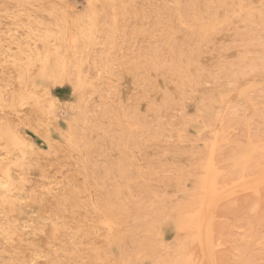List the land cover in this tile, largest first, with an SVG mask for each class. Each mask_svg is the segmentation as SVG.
<instances>
[{"label":"rangeland","instance_id":"374dc122","mask_svg":"<svg viewBox=\"0 0 264 264\" xmlns=\"http://www.w3.org/2000/svg\"><path fill=\"white\" fill-rule=\"evenodd\" d=\"M239 8L242 13H240ZM220 24L221 26L218 28L217 25ZM213 25H215V27ZM241 25L243 27H241ZM263 26L264 0H215V2L214 0H94V2L92 0H0V131L2 130L1 132H3L5 130L2 134L4 135V139H2V135L0 136L2 139L0 140V143L2 144L0 147H3L1 149H4V151L1 149L0 150L2 156H5L3 158L0 155V165L3 167L0 168V183L3 185L5 184L4 186L2 185L0 187V264H196L197 261V264H236L237 262V264H241L240 260H242L244 264H264V226H262L264 225V174H262L264 173V163L262 164V162H264V150L262 151V149H264V138L262 136L264 135L261 134L264 131V128L263 126H260L264 125V112H262L264 111V100H262L264 99V92H262V90L264 91V89H262L264 88V60L262 59L264 58ZM188 28H190V30ZM242 33H244V36H242ZM152 35L158 39L153 38ZM246 36L248 37L246 38ZM150 37H152L153 40ZM197 38H199V40ZM164 40L168 41L164 43ZM159 41L162 43H158ZM169 41L170 44L168 43ZM154 42L158 43L156 46L158 45L157 51L160 53L156 52V46H154ZM163 43L165 44L164 46ZM160 46L162 47V50ZM258 46L260 47L258 48ZM151 48H153L155 52L153 50L150 52ZM164 48L167 49V53ZM203 48H206L205 52ZM169 49L172 51L170 54L176 53L172 54V56L169 55ZM161 51H163L164 54H167L168 56L163 55V52ZM228 51L230 52L231 57L229 56ZM182 52L184 54H182ZM227 52L228 55H226ZM233 52L235 54L234 60H232ZM149 53L151 55L153 54L152 57ZM176 54H181V56ZM190 54L191 57L194 56V60H196L198 63L192 62L194 60L190 57ZM198 55L199 57H197ZM159 56H166L165 58H170V61H166L167 59L165 58L162 61V59H159ZM237 56L240 57L238 58ZM60 57L62 58V61ZM226 57L229 61L226 60ZM246 57L248 58V64H244L246 62ZM148 58H151L150 61L153 59L152 61L157 65V67L161 66L159 63L160 61H162V67L168 63V66L164 67L166 69H169L171 64L172 67L170 69L174 70V68L176 69L177 67V70H172L173 72L171 71L173 77L171 76V72L168 74V78L164 74H161V71L165 69L162 67H160L161 69L159 67V69L156 68V65H154L152 61L150 67L154 68V70L151 68L152 71L150 74V71H148V63H150ZM156 58L158 61L154 62L156 61ZM187 58L188 61L190 59L191 61H186ZM181 60L187 62L188 64L191 62L192 65L190 64L187 66L188 64ZM209 60H211V63ZM248 60H250L252 63ZM221 61H224L225 65L223 62L222 65L227 68H225L226 70L223 68L224 72L221 69L223 66H220ZM230 61H233V64H231ZM236 61H238V65L235 63ZM259 61H261V63ZM207 62L208 65L205 64ZM180 63H183V66L186 64L184 66L186 69L184 67H180L182 66ZM226 63L228 67L226 66ZM240 63H242L243 66H241L242 64ZM234 64L236 65L234 66ZM215 66H218L217 68L221 69V71L216 69ZM237 66L238 68H235ZM213 67L218 70L219 73L223 72L221 75L218 73V76H222L220 78L224 81H220V78L217 76V71ZM239 67H241V69L237 73L239 74L241 72L240 77L238 74L232 73L236 71L235 69L238 71ZM244 67L248 69V72L245 71ZM178 68L183 69H180L181 72L188 70L187 72L189 73L190 71L189 75L186 71L185 72L187 74L185 72H183L184 74L180 72L178 75L177 72L180 71ZM195 68L203 76L196 72ZM202 68L206 69L204 70V74L202 73L204 72ZM207 68H210L209 71ZM228 68L230 71H227L229 70ZM251 68L254 70L251 71ZM158 71L159 75L152 73ZM166 71L168 73V70H165L163 73L167 74ZM212 71L215 73L213 74ZM26 72L29 77L26 76ZM192 72H194L192 77L197 76V79L195 77H191ZM225 72L228 74H225L226 81L224 78ZM242 72L245 76H243ZM251 72L253 73L251 74ZM174 73H176V77ZM206 73H210V75L207 74L208 77H206ZM194 74H199V76ZM230 74H232L233 77H239L238 82H236V78L234 79L236 80L235 82L238 86H236L234 81L230 82L233 80V78H230ZM250 74L251 76H248ZM137 75H139V77ZM177 75L180 79L177 77ZM77 76L78 79H81L82 81L76 79ZM146 76L149 78L153 77L152 79L156 77L155 80H153L154 82L152 80L150 81L151 83L153 82L155 84L152 85L149 81H147L150 79H146ZM213 76L215 78V80L213 78L214 81L211 79ZM135 77H141V79H136ZM163 77H166V79ZM184 77H189L191 83L187 79L185 80ZM202 77L205 79L208 78L207 81ZM241 77H246L250 80L245 79V82H242L241 79L243 80L244 78ZM250 77H253L252 80ZM104 78L105 80L108 78V80L105 82V80H103ZM171 78L174 79V82L170 80ZM175 78L179 79H176V82L178 81L179 84H176ZM183 78L186 83H184L182 80ZM143 79H145V82L147 81L150 83V85L154 86L155 89L156 87L158 89H163L162 93L161 90H154L150 85L147 87V82L145 84L142 83L144 82ZM22 80L24 83H21ZM139 80L140 82L142 80V82L137 83ZM167 80L170 82L172 81L174 85L171 83V86H169V81L167 83ZM192 80L194 81V86L196 84L198 86V84L201 83L198 80L204 81H202V83L206 86L202 84V86H204L202 88L200 84L199 87L201 86L202 89L198 87L202 93L198 91L197 86H195V89L191 87L193 86ZM218 80L220 82L219 88L218 86H215L218 85ZM247 80L249 82H247ZM77 81H80V84H78ZM157 81L163 83L165 82L167 85L160 82V84H157ZM180 82H182L184 85L181 84V86H179ZM187 83L191 85V89H184L186 93L190 91L189 95H191L189 99L191 98L192 100H188L189 102L187 101L188 96L186 97V93L184 94V91L179 92L182 86H184L183 88H189L186 87L189 86ZM210 83L216 84L213 87V85H210ZM224 83L233 86L227 85V87L226 85H223ZM81 84L82 88L80 89L79 87ZM139 84L142 85V93L140 91ZM144 85L146 88L150 87L151 90H146ZM158 85L160 86L158 87ZM173 86L176 87L174 88ZM253 86H255L256 89H254L255 87ZM171 87L176 91L175 92L173 89L174 95L170 96L173 99L168 97V95L173 93ZM221 87L223 89H221ZM168 88L171 89V91H169ZM182 89L180 91H182ZM192 90L197 91V93ZM205 90L209 92V95ZM255 90H257L260 94ZM135 91H137V94ZM146 91H151V93H154L151 95V93L149 94V92ZM143 92H145L148 97L147 95L145 97V93ZM191 92H194V94L196 93L194 98L192 96L193 93ZM250 92H256L257 94H255L257 96L254 93L250 94ZM261 92L263 96H261ZM156 93H158V95H156ZM177 93L178 97L176 95ZM180 93L183 94V96H180L181 98L179 97ZM234 93L235 95H231ZM243 93L247 96L245 97ZM242 94L243 96H241ZM135 95H137V97H135ZM139 95H141V97ZM165 95H167L166 98L164 97ZM162 96L165 99L169 98L168 102H166L167 100L165 101ZM230 96L233 100H235V104L233 103V100L230 98ZM142 97L144 100H142ZM149 97L151 98L149 99ZM176 97L180 99H177ZM219 97H221L222 100ZM243 97H245L246 100L250 99L253 101V98L256 97V101H254L255 103L253 101H251V103H248L250 101L246 103L244 102L245 98ZM174 98L179 101L181 100V104L180 102L178 104L175 103L176 100ZM257 98L261 99L262 101ZM20 99L24 100L25 102L21 101ZM204 99H206V101ZM135 100L137 101V104ZM172 100L175 103L174 105ZM227 100L231 103H228ZM19 101H21L20 104ZM133 101L135 105L133 104ZM164 101L165 103L172 104V106H167L168 108L171 106L170 109L172 108L173 111L172 109H167L166 104H163ZM239 101L242 103H239ZM149 102L151 103L149 104ZM220 102L226 103L223 105ZM257 102L259 105L261 104L259 110L256 108L259 106H256V104H258ZM182 103L186 104H183L184 107L186 106L185 108L183 107ZM237 103H239L238 106L242 105L241 109L236 108L238 107L236 106ZM176 104L177 106L183 107V111L180 110L181 108L177 107ZM229 104H232V107L229 106ZM149 105L154 107L156 106V111L159 109V111H157L159 112L157 115L158 117H155L157 112H155V114L153 113L152 116L151 110L154 112L155 109ZM159 105L162 106L159 107ZM226 106L227 108L231 107V109L229 108L230 111H228V109L225 110ZM165 107L166 110L164 109ZM247 107H249V109H247V112H249L248 114L244 112L246 111L245 108ZM133 108L136 111L135 115L137 114L136 118ZM160 108H163V111ZM261 108L263 109L260 110ZM178 109L182 111L180 112L181 117H179L180 115L178 114ZM242 109L244 110L242 111ZM251 109L254 111H251ZM145 110L146 113L147 110L149 114L151 112V117L148 116V113H145ZM218 111H220L218 114L219 116L217 115ZM235 111L237 112V115L240 114L239 116H241L243 113L244 116H241L242 118H237L238 116L236 113L235 115L233 113ZM131 112L133 113V118L131 116ZM174 112L178 113L176 114ZM225 112L228 115H226ZM251 112H253V114ZM139 113L143 115L139 117ZM160 113H162L163 116L160 115ZM172 113H174L176 117L178 115L180 119L177 117L176 120L175 115ZM223 113L228 118H223L225 117ZM260 113L263 114L260 115ZM168 114L170 116L172 114L173 117H168ZM208 114L211 116H207ZM212 114L214 116H212ZM249 114H252V116L250 115V117H248ZM147 116L148 118L150 117V119H146L149 121L146 124V120H143V118H146ZM184 116L186 117V121L182 119ZM199 116L201 118L206 116V119H204L206 122L203 119L201 120ZM260 116L261 118H259ZM152 117L153 120L160 117V120H155L153 122ZM192 117L196 119V123L194 124V119H192ZM247 117L252 119H250V122L253 121V117L254 120L256 119V123L254 121L252 122L254 125H256L253 127V130L255 131L257 127V131L263 128L262 131L259 130L258 132L260 133L261 131V135L258 134L257 136V132H253V134V130L250 131L252 128L249 127H251L253 124L248 122L249 119ZM138 118L139 121L142 118V122L140 121L143 124L140 126L141 129L138 124ZM208 118H210V120L214 119L216 121L212 120L209 125L208 123L210 120L208 121ZM222 118L223 121H228V124L222 123ZM230 118L231 123H229ZM129 119H137V121L133 120L132 123L136 122L138 127H136V124L135 126L130 125L131 121ZM162 120H164L163 123ZM181 121L185 122L183 123ZM243 121L250 123L248 124L250 126L248 127V125ZM150 122H152V126L156 125L158 122V125H164L163 127L153 126L157 130H155V133H153L154 128L152 127L151 132H149L151 129L149 127V125H151ZM188 122L191 123L189 124ZM235 122L237 124L239 123V126L235 125ZM125 123H129L127 126H132L133 131L135 130V132L137 129L140 134H134L133 131L127 130L128 128L126 127ZM204 123L208 124L209 126L207 127ZM242 124H244V126ZM165 125L166 127H164ZM176 125L179 127L183 126L181 128L184 129L185 127L186 129L182 131L181 129L177 128ZM228 125L229 127H232V129L229 128ZM167 126L170 128L167 129ZM221 126L222 128H225L226 126L228 132L227 130L225 131L222 129ZM123 127H126L127 129H122ZM130 127L129 129L132 130ZM159 127L160 130L158 129ZM214 127H217L218 129ZM172 128L173 131L171 130ZM165 129H167V131L169 130L170 132L168 131V133H166L167 131ZM174 129L176 131L179 129L180 132L177 131L176 133ZM240 129L243 130L241 131ZM142 130L143 133L147 131L146 135H142ZM162 130H164L163 133H161ZM8 131L9 134L7 133ZM124 131L126 133H124ZM174 131L176 135L181 133L182 137L178 135V137L175 136ZM16 132H18V136H16ZM148 132L149 134L151 133L150 136L152 135V140H150L151 137H149V134H147ZM158 132L161 133V135L165 133V136L159 135ZM183 132L184 134H187L184 136ZM242 132H246V134H243ZM248 132L250 133L248 134ZM228 133L234 134H229L228 136ZM11 134H14V138L17 140L19 139L18 141L21 139V142H18L19 144L7 146L9 143L7 141L5 143L4 140L6 136ZM136 134L138 137H133ZM157 134L159 137L157 136L155 137L156 139H154L153 136ZM199 134H201V136L204 138L206 137L205 140H200V138L202 139L203 137H200ZM242 134L243 136L241 137ZM252 134L255 138V141L252 139ZM141 135L148 137H145L146 140H144ZM188 135H190V138L194 136L196 139L194 137V140L188 139ZM225 135H227L228 138ZM236 135L240 137H237ZM223 136H225L227 139ZM173 137L178 139H176L177 143H179V141L180 143L177 144ZM222 137L223 139H226L223 140L225 143H221L222 140L220 141V139H222ZM235 137L236 139H241L235 140ZM256 137H259L261 140L259 141V138L257 139ZM185 139L187 140L186 143L189 142L188 144L190 145L187 144L188 146H186ZM208 139H210V143H208ZM247 139L249 141L251 140V142H254L252 143L255 145L254 148L253 146H250L252 144ZM191 140L194 143H192ZM212 140L215 143L216 141L219 142L220 147L222 146L221 148L225 147L223 144L227 145L230 140L231 142H237H230L228 147L231 148H228L227 150L225 147L226 149L223 148V150L219 148L217 143L214 144ZM240 140L242 143H244L243 146L241 145L242 143H239ZM137 141L142 144L137 145ZM247 141L250 144L246 145ZM143 142H146V144L143 145ZM24 143L29 144L26 145ZM22 144L25 145V148L23 145L20 150V145ZM207 144H209L208 150ZM177 145H179V147L182 146L184 149L182 150L180 147L182 151L178 150L179 147H177ZM231 145L238 146H235L236 149H238V152L233 149ZM239 145L242 148H240ZM261 145H263L262 149ZM195 146H197L199 151L202 150L204 155L203 153L201 154V151L198 152V150L195 149ZM204 146L206 150L209 151V155L207 152H204ZM216 146L218 147V150H215ZM256 146L258 148H256ZM4 147H9V150L6 149L5 151ZM187 147H189V149ZM12 148L14 150H11ZM24 149L26 151H24ZM191 149L194 150V154H191L193 153L190 152L192 151ZM10 150L11 152H8ZM19 150L22 153H19ZM225 150L226 152H224ZM13 151H16V153ZM214 151L219 153V157L221 159H223L222 156H224V159L221 160L218 157V154H215ZM255 151L259 153L257 154ZM197 152L199 153L198 155ZM213 152L214 155L218 157H215L217 162L214 161V158H210V155ZM229 152V155L234 152L235 155L232 154L229 156ZM5 153H8L9 157H7V154L4 155ZM13 153H15L17 156H15ZM225 154L227 157H225ZM256 154L258 156L261 154L257 161L255 160L257 159ZM19 155H21V159H19ZM201 155L203 157L208 155L210 159L208 156L207 158H202ZM253 155L254 157H250ZM212 157L214 156L212 155ZM10 158L15 159V161ZM199 158H201L202 161ZM251 158L254 159L252 160ZM25 159L28 163L25 162ZM218 160L221 162H218ZM29 162L31 167L28 165ZM200 162H203L202 165ZM224 162L226 164L223 165ZM12 163H14L15 167L11 166L13 165ZM197 163H200L201 167H197L200 166ZM213 163H217L218 165L216 164L215 166ZM219 163H222V165L228 170L223 169L222 165ZM192 164L197 165H194L196 169L194 170L195 173L199 169H201V172H205H200V174L203 176L199 175V173H196L197 175L195 174L197 177L201 176L203 178L205 176L203 178L205 180V184H203L204 180L201 179V177L197 178L194 176V168L191 169V167H194ZM207 165L212 167L209 168ZM230 165L231 167H229ZM9 166L14 167V169L9 168ZM220 166L222 169H220ZM251 166L253 168L252 170L255 171L253 173L254 175L252 174L253 171H250ZM19 167H21V171ZM262 167L263 170H259V172H257L258 170L256 169H262ZM239 169H243V172L241 170L239 173L235 172L239 171ZM247 170H249L248 174ZM2 171L9 172L8 174L10 183L1 177ZM23 171L26 172L24 173ZM225 171H234L236 175L234 172L226 173ZM225 173L227 176H224ZM243 173L247 175H244ZM228 174H233L230 176L233 179L234 175L237 176L239 174L238 179L240 178V174L242 175L239 179V182L236 183L235 180L237 177H235V180H233L235 184L231 185L232 180H229ZM249 174H251L249 176L250 179H245L249 178ZM222 175L225 178L220 177ZM243 175L245 176L244 179ZM252 176L254 179L251 178ZM195 177L197 179H195ZM178 178L180 179L179 182ZM221 178L224 181L221 180V182L219 180ZM216 179L219 180V182H217ZM18 182L19 186H17ZM216 182L218 184H216ZM220 182L223 185H219ZM225 182L228 184H224ZM208 183H211L213 186L208 185ZM252 184L254 185L252 186ZM217 185H219V190L215 188ZM209 186H212L213 188L211 187V189H208ZM221 186H224V190H221L223 189ZM225 186L227 187L225 188ZM6 187L8 189H6ZM24 187L25 189H23ZM19 188H22V190ZM125 188L127 189L125 190ZM198 188H201L200 190H202V193ZM14 189L16 191L19 190V192L16 193ZM193 189L194 192L199 190L202 196H200L199 191H197V196L196 192H191V194L188 193ZM247 189H254L251 191H255L256 195L253 196L255 193H251V191H248ZM246 190L250 193H248ZM209 191L212 192L210 197ZM203 193H205V195ZM31 195L34 198H31ZM189 197L193 198L189 199ZM211 197H214V199ZM254 197H256V199ZM194 198L197 200L195 199L194 201ZM175 199L178 201L180 200L181 202H177ZM208 199H213V203L212 200H210L211 202L209 205V202H207L209 201ZM32 202L37 204L38 207ZM192 202L195 204L197 203L196 205H199L198 203L201 204V202H203V204H201V207H195ZM2 203H4L5 206L9 205L14 213H7V208L2 205ZM250 203H252V206ZM257 203L260 205H257ZM144 204L146 205L145 207H143ZM188 204L190 207H199L202 211L200 212L201 217L203 216L200 219V223L202 220V225L198 223L197 226L199 230L196 229L197 227L195 229H191L190 232L189 229L186 230V228H188L186 223L187 217L186 215L184 216V214L190 210V207L186 206ZM216 204H219V206L216 207ZM250 206L251 208H248ZM255 206L256 208H259L260 206L259 209L262 210H259L258 208L255 210ZM182 207L185 209H182ZM216 208L219 209L217 210ZM246 210H248V212ZM255 211H257L256 213L258 215L256 213L253 214ZM34 213L37 215L39 214V217ZM246 213L252 218H249L248 216L245 217ZM31 215L34 217L32 218ZM256 215L260 219H258V217L255 218ZM181 216L183 217L180 218ZM209 216H211V218ZM34 218L37 220H34ZM244 218H248L247 222ZM208 219L210 220L208 223L209 226L207 225ZM256 221L258 222V225H261V227L256 226ZM104 222L107 223L105 224ZM8 223H10V225ZM109 224L112 226H109ZM245 224L248 225L246 226ZM60 226L61 229H59ZM250 226L251 228L248 229ZM239 227H242L245 230H242V228ZM215 228L217 231H215ZM205 229H207V231ZM246 229H248L249 233L246 231ZM192 230L193 232H191ZM196 230H198V234H195ZM254 230L256 232H253ZM61 231L63 232L62 234ZM250 231L253 237L250 235ZM242 232L244 233L243 235L241 234ZM6 234L11 236L9 238L10 240L6 237ZM248 234L251 237H248ZM241 235L244 237H241ZM238 237H240L239 239L241 240H239ZM244 238L245 240L248 238L249 239L247 242H244ZM250 238H252L251 241ZM16 239L18 241L17 243ZM57 239L60 240L58 241ZM196 240L200 244L197 243ZM19 242L20 244L18 245ZM215 243L216 247H213L215 246ZM15 245H17V247L19 246V248L15 247ZM178 245H180L181 250L177 248ZM182 245H185L186 247H183ZM199 245L200 247L198 248ZM20 246L23 247L20 248ZM28 246L31 248L30 250H27L29 249L27 248ZM258 247L260 249H258ZM13 248L16 250L19 249L20 251H11ZM24 248L27 251H30V256V253L28 254L26 250L24 252ZM2 251H4L5 254ZM230 251L232 254H230ZM15 252L19 254L17 255L20 258L15 255ZM215 253L217 256L214 255ZM233 253H236L237 256ZM54 254L56 255V258L53 257L55 256ZM189 255H191L192 258ZM231 255L232 258L230 257ZM197 256L199 257L198 260L196 259L198 258ZM91 257H95V259ZM187 257L190 259L188 260ZM191 259L193 260L191 261ZM216 259L220 262H218ZM213 261H215V263ZM216 261L218 263H216Z\"/></svg>","mask_w":264,"mask_h":264},{"label":"bare ground","instance_id":"6f19581e","mask_svg":"<svg viewBox=\"0 0 264 264\" xmlns=\"http://www.w3.org/2000/svg\"><path fill=\"white\" fill-rule=\"evenodd\" d=\"M92 1L94 2V0H92ZM176 1H177V0H176ZM255 1H256V0H255ZM214 2H215V0H214ZM91 3H92V2H91ZM216 3H217V2H216ZM173 4H174V3H173ZM204 5H205V4H204ZM228 5H229V4H228ZM240 5H241V4H240ZM91 6H92V4H91ZM187 6H188V5H187ZM238 6H239V5H238ZM255 6H256V5H255ZM193 7H194V6H193ZM200 7H201V6H200ZM204 7H205V6H204ZM239 7H240V6H239ZM175 8H176V7H175ZM201 8H202V7H201ZM91 9H92V8H91ZM259 9H261V8H259ZM229 10H230V9H229ZM239 10H240V8H239ZM239 10H237V11H239ZM247 10H248V9H247ZM193 11H194V9H193ZM199 11H200V10H199ZM237 11H236V16H237ZM244 11H245V9H244ZM224 12H225V11H224ZM219 13H220V12H219ZM240 13H242L241 10H240ZM178 14H179V13H178ZM192 15H193V14H192ZM207 15H208V14H207ZM233 15H234V14H233ZM177 16H179V15H177ZM228 17H229V16H228ZM257 17H258V16H257ZM93 18H94V17H93ZM214 18H215V17H214ZM245 18H247V17H245ZM173 19H174V18H173ZM178 19H179V17H178ZM181 20H182V19H181ZM249 20H250V19H249ZM179 21H180V20H179ZM179 21H178V22H179ZM197 21H198V20H197ZM93 22H94V20H93ZM195 22H196V21H195ZM258 22H259V21H258ZM180 23H181V22H180ZM183 23H184V22H183ZM223 23H224V22H223ZM223 23H221V24H223ZM255 23H256V22H255ZM221 24H220V25H217L218 28L221 26ZM93 25H94V24H93ZM93 25H92V26H93ZM238 25H239V24H238ZM94 26H96V25H94ZM180 26H181V25H180ZM183 26H184V25H183ZM213 26L215 27V25H213ZM247 26H248V25H247ZM200 27H201V25H200ZM241 27H243V26L241 25ZM263 27H264V26H263ZM67 28H68V27H67ZM185 28H186V27H185ZM188 29L190 30V28H188ZM227 29H228V28H227ZM243 29H244V28H243ZM207 30H209V29H207ZM212 30H213V29H212ZM212 30H210V31H212ZM257 30H258V29H257ZM165 31H166V30H165ZM191 31H192V30H191ZM199 31H200V30H199ZM201 32H203V31H201ZM192 33H193V32H192ZM205 33H206V31H205ZM159 34H160V33H159ZM202 34H203V33H202ZM230 34H231V33H230ZM242 34H243V35H242ZM242 34H241V35L244 36V33H242ZM153 35H154V34H153ZM153 35H152V37H153ZM156 35H157V34H156ZM245 35H246V34H245ZM250 35H251V34H250ZM150 36H151V35H150ZM202 36H203V35H202ZM261 36H262V35H261ZM74 37H75V36H74ZM152 37H150V38H152ZM160 37H161V36H160ZM172 37H173V36H172ZM247 37H248V36H246V38H247ZM255 37H256V36H255ZM153 38L156 39L157 37H153ZM153 38H152V40H153ZM167 38H168V37H167ZM170 38H171V37H170ZM235 38H236V37H235ZM246 38H245V39H246ZM69 39H70V38H69ZM75 39H76V38H75ZM157 39H158V38H157ZM164 39H165V38H164ZM197 39L199 40V38H197ZM202 39H204V38H202ZM254 39H255V38H254ZM152 40H151V41H152ZM160 40H161V39H160ZM162 40H163V39H162ZM248 40H249V39H248ZM69 41H70V40H69ZM75 41H76V40H75ZM75 41H74V42H75ZM164 41H165V40H164ZM167 41H168V40H167ZM167 41H165L164 43H166ZM173 41H174V40H173ZM152 42H153V41H152ZM154 43H155V42H154ZM158 43H162V42L159 41ZM158 43H155L154 46H156V44H158ZM164 43H163V46L165 45ZM168 43L170 44V41H169ZM198 44H199V42H198ZM250 44H251V43H250ZM152 45H153V44H152ZM161 45H162V44H161ZM166 45H167V44H166ZM203 45H204V44H203ZM209 45H210V44H209ZM157 46H158V45H157ZM157 46H156V49L154 48V49L156 50V52H158V51H157ZM218 46H219V45H218ZM243 46H244V45H243ZM148 47H149V46H148ZM152 47H153V46H152ZM220 47H221V46H220ZM228 47H229V46H228ZM259 47H260V46H258V48H259ZM149 48H150V47H149ZM160 48H161V50H162V47H161V46H160ZM165 48H166V46H165ZM165 48H164V49H165ZM167 48H168V47H167ZM173 48H174V47H173ZM193 48H194V47H193ZM215 48H216V47H215ZM236 48H237V47H236ZM158 49H159V48H158ZM175 49H176V48H175ZM203 49H204V48H203ZM203 49H202V50H203ZM208 49H209V48H208ZM233 49H234V48H233ZM151 50H153V48L150 49V52H151ZM155 50H153V51L155 52ZM159 50H160V49H159ZM205 50H206V48L204 49V52H205ZM241 50H242V49H241ZM262 50H263V49H262ZM163 51H164V50H163ZM163 51H161V52H163ZM165 51H166V53H167V49H165ZM175 51H176V50H175ZM175 51H174V52H175ZM197 51H198V50H197ZM200 51H201V50H200ZM210 51H211V50H210ZM223 51H224V50H223ZM226 51H227V50H226ZM229 51H230V50H229ZM229 51H228V52H229ZM242 51H243V50H242ZM171 52H172V51H170V49H169V55H171V56H172V54H175V53H176V52H175V53L170 54ZM206 52H207V51H206ZM208 52H209V51H208ZM228 52H227L226 55H228ZM152 53H153V52H152ZM158 53H160V52H158ZM185 53H186V52H185ZM223 53H224V52H223ZM225 53H226V52H225ZM258 53H259V52H258ZM149 54H150V53H149ZM182 54H184V53L182 52ZM187 54H188V53H187ZM187 54H186V56L188 57L189 54H188V55H187ZM194 54H195V52H194ZM202 54H203V53H202ZM202 54H201V55H202ZM211 54H213V53H211ZM214 54H215V53H214ZM152 55H153V54H152ZM152 55L150 54L151 57H152ZM163 55L168 56L167 54H164V52H163ZM176 55H178V54H176ZM216 55H217V54H216ZM221 55H222V54H221ZM234 55H235V54H234V52H233V56H232L233 58H232V60H234ZM155 56H157V55H155ZM166 56H165V57H166ZM178 56H181V54H179ZM209 56H210V55H209ZM219 56H220V54H219ZM219 56H217V57H219ZM223 56H224V55H223ZM229 56L231 57L230 52H229ZM229 56H228V57H229ZM243 56H244V55H243ZM261 56H262V55H261ZM261 56H260V57H261ZM161 57H162V56H159V59H160V60L162 59V61H163V59H164L165 57H162V58H161ZM183 57H185V56H183ZM183 57H181V58H183ZM190 57H191V54H190ZM193 57H194V56H192L191 58H193ZM197 57H199V55H198ZM210 57H211V56H210ZM237 57H238V56H237ZM239 57H240V56H239ZM239 57H238V58H239ZM258 57H259V56H258ZM60 58H61V57H60ZM157 58H158V57H157ZM157 58H156V61H154V62H157V61H158ZM171 58H172V57H171ZM178 58H179V57H178ZM195 58H196V57H195ZM221 58H223V57H221ZM235 58H236V56H235ZM253 58H254V57H253ZM148 59H149V62H150V63H148V64H149L148 67L150 68V69L148 68V71H150V74H151V71H152L151 68H152V67H150V64H151V61H152L153 59H152L151 61H150L151 58H148ZM165 59H167L166 61H168L170 58H169V59H168V58H165ZM183 59H184V58H183ZM214 59H216V58H214ZM244 59H245V58H244ZM247 59H248V58L246 57V62H245L244 64H248V63H247ZM249 59H252V58H249ZM262 59L264 60V58H262ZM193 60H194V58H193ZM203 60H204V59H203ZM212 60H213V59H212ZM216 60H217V59H216ZM218 60H219V59H218ZM226 60H228L227 57H226ZM226 60H225V61H226ZM230 60H231V58H230ZM235 60H236V59H235ZM242 60H243V59H242ZM257 60H258V59H257ZM61 61H62V58H61ZM162 61L159 62L160 65H161V66H158L159 68L162 67V65H163V64H161ZM169 61H170V60H169ZM181 61H183V60H181ZM181 61H180V62H181ZM186 61H188V58H187ZM189 61H191V59H190ZM189 61H188V62H189ZM228 61H229V60H228ZM228 61H226V62H228ZM238 61H239V60H238ZM238 61L235 62L237 65H238ZM248 61L251 62L250 60H248ZM255 61H256V58H255ZM59 62H60V60H59ZM63 62H64V61H63ZM63 62H62V63H63ZM67 62H68V61H67ZM147 62H148V61H147ZM147 62H146V63H147ZM164 62H165V61H164ZM183 62H184V61H183ZM192 62H194V63H198L196 60H194V61H192ZM203 62H204V61H203ZM209 62L211 63V60H209ZM213 62H214V61H213ZM222 62H223V64H224V61H221V65H220V63H219V65H220L221 67L223 66L222 68H221V67H220V68H221V69L223 70V72H224V69H225L226 67H224L225 64L222 65ZM259 62L261 63V61H259ZM259 62H258V63H259ZM152 63H153V61H152ZM184 63H187V62H184ZM210 63H209V64H210ZM230 63L233 64V61H232V62L230 61ZM251 63H252V62H251ZM260 63H259V64H260ZM153 64H154V63H153ZM153 64H152V65H153ZM157 64H158V63H157ZM167 64H168V63H166V65L163 66L162 68L165 69V70H168V73H167V71H166L167 74L163 73V72L165 71V70H163V71H161V74H164V75L167 76V78H168V74H170V72H171L173 69H170V68L172 67V64H171V66L169 65V66H170L169 69H168V68H167V69L164 68V67L168 66ZM180 64H181V63H180ZM182 64H183V63H182ZM182 64H181V65H182ZM187 64H188V63H187ZM190 64H191V62H190ZM190 64H188L187 66H189ZM205 64L208 65V62L205 63ZM236 64H234V66H235ZM240 64H242V63H240ZM240 64H239V66H240ZM262 64H263V63H262ZM67 65H68V64H67ZM154 65H156V64H154ZM158 65H159V64H158ZM185 65H186V64H185ZM185 65H184V66H185ZM191 65H192V64H191ZM193 65H194V64H193ZM197 65H198V64H197ZM201 65L203 66L202 63H201ZM229 65H230V64H229ZM252 65H253V64H252ZM184 66L182 65V66H180V67L183 68ZM198 66H199V65H198ZM205 66H206V65H205ZM209 66H211V65H209ZM209 66H208V67H209ZM226 66L228 67L227 63H226ZM231 66H232V65H231ZM241 66H243V64H242ZM254 66H256V65H254ZM60 67H61V66H60ZM66 67H67V66H66ZM155 67L158 68L157 65H156ZM194 67H195V65H194ZM194 67H193V68H194ZM206 67H207V66H206ZM217 67H218V66H217ZM217 67L215 66L216 69H218V70L221 71V69H219V68H217ZM245 67H247V66H245ZM245 67H244V68H245ZM250 67H252V66H250ZM250 67H249V68H250ZM262 67H263V66H262ZM58 68H59V66H58ZM58 68H57V69H58ZM62 68H63V67H62ZM64 68H65V63H64ZM64 68H63V69H64ZM159 68H158V69H159ZM182 68H180V69H182ZM184 68H185V67H184ZM188 68H189V67H188ZM190 68H191V67H190ZM198 68H201V67H198ZM213 68H214V67H213ZM215 68H214V69H215ZM223 68H224V69H223ZM229 68H230V67H229ZM229 68H228V69H229ZM233 68H234V67H233ZM235 68H238V66L235 67ZM247 68H248V67H247ZM152 69L154 70V68H152ZM160 69H161V68H160ZM178 69H179V68H178ZM180 69H179V70H180ZM185 69H186V68H185ZM195 69H196V68H195ZM202 69H203V68H202ZM209 69H210V68H207L208 71H209ZM211 69H212V68H211ZM214 69H213V70H214ZM216 69H215V70H216ZM226 69H227V68H226ZM226 69H225V70H226ZM231 69H232V67H231ZM240 69H241V67H239L238 71H237V69H235L236 71H234V72L231 71V72H232L233 74H238L237 72H239ZM255 69H256V67H255ZM20 70H22V69H20ZM64 70H65V69H64ZM155 70H157V69H155ZM169 70H170V71H169ZM174 70H177V67H176V69L174 68ZM174 70H173V71H174ZM182 70H183V69H182ZM200 70H201V69H200ZM204 70H206V69L204 68L203 71H204ZM218 70H216V71H217V76H218V73H219ZM242 70H243V68H242ZM242 70H241V71H242ZM247 70H248V69L245 68V71H247ZM250 70L253 71L254 69L252 70V68H251ZM173 71H172V72H173ZM185 71L187 72L188 70H185ZM185 71H182V72H181V70H180L179 72H177V74L179 75L180 72H181L182 74H184L183 72H185ZM195 71L198 72L197 69H196ZM227 71H230V69L227 70ZM245 71H244V74H245ZM262 71H263V70H262ZM172 72H171V76L173 77ZM186 72H185V73H186ZM212 72H213V71H212ZM212 72H210V73H212ZM223 72H220L219 74L221 75V73H223ZM231 72H229V73H231ZM247 72H248V71H247ZM249 72H250V71H249ZM254 72H255V71H254ZM23 73H24V72H23ZM152 73H153V74H155V73L158 74L159 71H158V72H152ZM187 73H188V72H187ZM187 73H186V74H187ZM189 73H190V71H189ZM189 73H188V75H189ZM193 73H194V72L191 73V77H192ZM198 73H199V72H198ZM202 73L204 74L205 71L202 72ZM210 73H206V75H207V74L210 75ZM214 73H215V72H213V74H214ZM240 73H241V72H240ZM240 73L238 74L239 77H240ZM252 73H253V72H251V74H252ZM258 73H259V72H258ZM153 74H152V75H153ZM174 74H175V77H176V73H174ZM186 74H185V75H186ZM199 74L202 75L201 73H199ZM199 74H194V75H198V76H199ZM213 74H211V75H213ZM225 74H227V73L225 72V73H224V76H225ZM242 74H243V72H242ZM244 74H243V76H245ZM251 74L248 75V76H251ZM261 74H262V73H261ZM158 75H159V74H158ZM178 75H177V77H178ZM185 75H184V76H185ZM206 75H205V76H206ZM208 75H207L206 77H208ZM215 75H216V74H215ZM215 75H214V76H215ZM227 75H228V74H227ZM230 75H231L230 78H233V80L230 79V80H232V81H230V82H233V81L235 82V81H236V80H234L235 78L237 79L236 82L239 81V79H238L239 77L237 78V77H233L232 74H230ZM23 76H24V75H23ZM23 76H21V77H23ZM26 76L29 77V76L27 75V72H26ZM67 76H68V75H67ZM67 76H66V77H67ZM107 76H108V75H107ZM137 76L139 77V75H137ZM140 76H141V75H140ZM154 76H156V75H154ZM162 76H163V75H162ZM180 76H181V74H180ZM186 76H187V75H186ZM202 76H203V75H202ZM214 76L211 78L212 80H213ZM217 76H216V77H217ZM241 76H242V75H241ZM259 76H260V75H259ZM79 77H80V76H79ZM189 77H190V76H189ZM189 77H187V78L184 77V78H185V80L187 79L188 81H190V80H189ZM193 77H195V78L197 79V76H193ZM193 77H192V78H193ZM200 77H201V76H200ZM218 77H219V76H218ZM220 77H222V76H220ZM220 77H219V78H220ZM246 77H247V76H246ZM246 77H245V78H244V77H241V78H244L243 80L241 79V81H242V82H245V79H249V78H246ZM19 78H20V77H19ZM135 78H136V77H135ZM135 78H134V79H135ZM143 78H144V77H143ZM145 78L147 79V78H149V77L146 76ZM152 78H153V77H152ZM152 78H149L150 80H147V81H149V82H150L151 80L153 81V80H155L156 77H155L154 79H152ZM160 78H161V77H160ZM163 78L166 79V77H163ZM169 78H170V75H169ZM178 78H179V77H178ZM178 78H175V82H176V79H178ZM184 78L182 79L183 81H184ZM192 78H191V79H192ZM195 78H194V79H195ZM202 78H204V77H202ZM209 78H210V77H209ZM224 78H225V81H226V76H225ZM228 78H229V77H228ZM250 78H251V77H250ZM252 78H253V77H252ZM252 78H251V80H252ZM76 79H78V76H77ZM136 79H141V77H140V78H136ZM136 79H135V80H136ZM157 79H158V78H157ZM165 79H164V81L166 82ZM179 79H180V78H179ZM179 79H178V80H179ZM198 79H199V78H198ZM204 79H205V78H204ZM207 79H208V78H207ZM207 79H205V80L207 81ZM217 79H218V78H217ZM20 80H21V79H20ZM78 80L82 81L81 79H78ZM103 80H105V78H104ZM107 80H108V78L105 80V82H106ZM144 80H145V79H143V81H144ZM170 80H172V81L174 82V79H173V78H171ZM214 80H215V78H214ZM214 80H213V81H214ZM228 80H229V79H228ZM249 80H250V79H249ZM80 81H77V83L80 84ZM147 81H146V82H147ZM162 81H163V80H162ZM168 81H169V80H167V83H168ZM172 81H171V82L169 81V84H168L169 86H171L170 84L173 83ZM192 81H193V80H192ZM196 81H197V80H196ZM198 81H200L201 83L198 82V83H199L198 86H197V84H196L195 86H197L198 91H200L199 88H201V86H202V84H203V83H202L203 80H202V81H201V80H198ZM206 81H205V82H206ZM209 81H210V80H209ZM213 81H212V82H213ZM220 81H224V80H223V79L221 80V78H220ZM27 82H28V81H27ZM40 82H42V81H40ZM105 82H104V83H105ZM108 82H109V81H108ZM141 82H142V80H141ZM141 82H140V80H139V82H137V83H141ZM146 82L144 81V82H142V83L145 84ZM149 82L146 83V84H147V87H148V86L150 85V83H151V82H150V83H149ZM153 82H154V81H153ZM153 82L151 83L152 85L155 84V83H153ZM159 82H160V81H159ZM159 82L157 81V84H160V83L164 84V83H165V82H164V83H163V82H160V83H159ZM203 82H204V81H203ZM216 82H217V81H216ZM218 82H219V80H218ZM236 82H235V83H236ZM247 82H249V81L247 80ZM21 83H24L23 80H22ZM25 83H26V80H25ZM42 83H43V82H42ZM75 83H76V82H75ZM77 83H76V85H77ZM81 83H82V82H81ZM177 83L179 84L178 81L176 82V84H177ZM184 83H186V81H184ZM190 83H191V81H190ZM192 83H193V86H194V81H193ZM195 83H196V82H195ZM208 83H209V82H208ZM221 83H222V82H221ZM227 83H229V82H227ZM227 83H226V84L224 83L223 85H224V86H225V85L227 86V85H228ZM240 83H241V82H240ZM240 83H239V84H240ZM105 84H106V83H105ZM108 84H109V83H108ZM108 84H107V85H108ZM165 84H166V83H165ZM181 84L184 85L182 82H180V85H179V86H181ZM187 84L189 85V83H187ZM187 84H186V85H187ZM200 84H201V86L199 87ZM206 84H207V83H206ZM215 84H216V83H215ZM215 84H211V83H210V85H213V87H214ZM217 84H218V85H215V86H216V87L218 86V88H219V84H220V82L217 83ZM231 84H232V83H231ZM248 84H249V83H248ZM25 85H26V84H25ZM135 85H136V84H135ZM137 85H138V84H137ZM139 85H140V84H139ZM152 85H150V86L153 87L154 90H157V91H158V90H159V91L161 90V93H162V90H163V89H158L156 86H155V87H156V89H155L154 86H152ZM166 85H167V84H166ZM173 85H174V83H173ZM203 85L206 86L205 84H203ZM141 86H142V85H140V91H141ZM144 86H145V85H144ZM159 86H160V85H158V87H159ZM190 86H191V85L186 86V87H189V88H183L184 86H182L183 89L181 88L182 91H180V90H181V89H180L179 92H183V91H184V94H185L186 92H185L184 89H191V87L194 88V89L196 88L195 86H194V87H193V86L190 87ZM204 86H202V88H203ZM224 86H222V87H224ZM228 86H233V85H228ZM228 86H227V87H228ZM236 86H238L237 83H236ZM236 86H235V87H236ZM245 86H246V85H245ZM250 86H251V83H250ZM255 86H256V85H255ZM255 86H253V87H255ZM258 86H259V85H258ZM262 86H263V85H262ZM78 87H79V85H78ZM162 87H163V86H162ZM166 87H167V86H166ZM173 87H174V86H173ZM175 87H176V86H175ZM175 87H174V88H175ZM198 87H199V88H198ZM216 87H215V88H216ZM222 87H221V89H223ZM75 88H76V87H75ZM79 88H80V89L82 88V84L80 85ZM145 88H146V86H145ZM163 88H164V87H163ZM174 88H173V89H174ZM177 88H178V86H177ZM202 88H201V89H202ZM210 88H211V86H210ZM218 88H216V89H218ZM257 88H258V87H257ZM135 89H136V88H135ZM138 89H139V88H138ZM147 89L151 90L150 87H149V88H146V90H147ZM153 89H152V90H153ZM168 89H169V88H168ZM171 89H172V87H171ZM171 89H169V91H171ZM173 89H172V92H173ZM197 89H196V90H197ZM207 89H209V88H207ZM207 89H206V90H207ZM245 89H246V88H245ZM245 89H244V90H245ZM250 89H253V88H250ZM250 89H249V90H250ZM254 89H256V87H255ZM260 89H261V88H260ZM262 89H264V88H262ZM25 90H26V89H25ZM25 90H24V91H25ZM206 90H205V91H206ZM241 90H242V89H241ZM257 90H258V89H257ZM257 90H255V91H257ZM143 91H145V90H143ZM157 91H156V92H157ZM169 91H168V92H169ZM174 91H175V89H174ZM187 91H188V90H187ZM192 91H194V92L197 93V91H195V90H192ZM207 91H208V90H207ZM207 91H206V92H207ZM239 91H240V90H239ZM251 91H252V90H251ZM258 91H259V90H258ZM258 91H257V92H258ZM146 92H149V91H146ZM164 92H165V91H164ZM168 92H166V93H168ZM175 92H176V91H175ZM189 92H190V91H188V93L185 94L186 97L188 96V97H187V98H188L187 101H188V100H189V101L192 100L191 98L189 99V97H190V95H191V94L189 95ZM194 92H191V93H193V94H192L193 98L195 97L194 95H196V93L194 94ZM200 92L202 93V91H200ZM246 92H247V91H246ZM248 92H249V91H248ZM262 92H264V91L262 90ZM262 92H261V96H263ZM49 93H50V92H49ZM135 93L137 94V91H135ZM135 93H134V94H135ZM141 93H142V91H141ZM141 93H139V94H141ZM143 93H145V92H143ZM150 93H151V91L149 92V94H150ZM153 93H154V92H153ZM153 93H151V95H152ZM158 93H160V92H158ZM158 93H156V95H158ZM166 93H165V94H166ZM169 93H170V92H169ZM169 93H168V94H169ZM208 93H209V92H207V94H208ZM235 93H236V91H235ZM235 93H234V94H231V95H235ZM240 93H241V92H240ZM240 93H239V94H240ZM253 93H254V92H250V94H253ZM255 93H256V92H255ZM255 93H254V94H255ZM258 93H259V92H258ZM27 94H28V93H27ZM132 94H133V93H132ZM243 94H244V93H243ZM243 94H242L241 96H243ZM256 94H257V93H256ZM256 94H255V95H256ZM259 94H260V93H259ZM259 94H258V95H259ZM28 95H29V94H28ZM141 95H142V94H141ZM141 95H139V96L141 97ZM144 95H145V97H146L147 94L145 93ZM151 95H150V96H151ZM154 95H155V94H154ZM160 95H161V94H160ZM163 95H164V93H163ZM172 95H174V92H173L171 95H168V97H169L170 99H173V98L170 97V96H172ZM176 95H177V97H178V93H177ZM200 95H201V94H200ZM205 95H206V94H205ZM208 95H209V94H208ZM244 95H245V94H244ZM255 95H254V96H255ZM30 96H31V95H30ZM139 96H138V97H139ZM166 96H167V95H165L164 97L166 98ZM180 96H183V94L180 93V94H179V97H180ZM202 96H203V95H202ZM206 96H207V95H206ZM246 96H247V95H245V97H246ZM256 96H257V95H256ZM261 96H260V97H261ZM0 97H1V96H0ZM132 97H134V96H132ZM132 97H131V98H132ZM135 97H137V95H135ZM147 97H148V95H147ZM159 97H160V96H159ZM162 97H163V96H162ZM162 97H161V99H162ZM164 97H163V98H164ZM173 97H174V96H173ZM177 97H176V98H177ZM204 97H205V96H204ZM224 97H225V96H224ZM245 97H243V98H245ZM258 97H259V96H258ZM263 97H264V96H263ZM263 97H262V98H263ZM20 98H21V97H20ZM150 98H151V97H149V99H150ZM165 98H164V99H165ZM169 98L165 99V101L167 100L166 102H168ZM176 98H174V99L176 100L175 103L178 104V103L180 102V104H181V100H180V101L177 100V99H180L181 97H180V98H177V99H176ZM219 98L221 99V97H219ZM230 98H231V96H230ZM255 98H256V97H255ZM255 98H253L254 101H256ZM25 99H26V97H25ZM28 99H29V98H28ZM132 99H133V98H132ZM140 99H141V98H140ZM147 99H148V98H147ZM161 99H160V100H161ZM182 99H183V97H182ZM208 99H209V98H208ZM228 99H229V98H228ZM231 99H232V98H231ZM231 99H230V101H231ZM235 99H237V98H235ZM257 99H259V98H257ZM0 100H1V99H0ZM20 100L23 101V102H25V101L22 100V99H20ZM136 100H137V98H136ZM136 100H135V101H136ZM142 100H144L143 97H142ZM184 100H186V99H184ZM184 100H183V101H184ZM204 100L206 101V99H204ZM221 100H222V99H221ZM232 100H233V99H232ZM245 100H246V98L244 99V102H246V103H247L248 101H250V102H248V103H251V101H253V100H250V99H249V100L247 99L246 101H245ZM259 100H261V99H259ZM262 100H264V99H262ZM262 100H261V101H262ZM21 101H19V104H20ZM29 101H30V100H29ZM162 101H163V99H162ZM162 101H160V102H162ZM165 101L163 102V104H166L167 109H170V107L172 106V104L165 103ZM189 101H188V102H189ZM202 101H203V100H202ZM223 101H224V100H223ZM230 101H229V102H230ZM241 101H243V100H241ZM241 101H239V103H242ZM254 101H253V102H254ZM26 102H28V101H26ZM151 102H152V101H151ZM151 102H149V104H150ZM172 102H173V100H172ZM184 102H185V101H184ZM227 102H228V100H227ZM229 102H228V103H229ZM231 102H232V101H231ZM231 102H230V103H231ZM237 102H238V101H237ZM253 102H252V103H253ZM258 102H260V101H258ZM258 102H257V103H258ZM263 102H264V101H263ZM152 103H153V102H152ZM175 103L173 102V105H174ZM199 103H200V102H199ZM220 103H222V102H220ZM224 103H226V102H224ZM224 103H222V104L225 105ZM233 103L235 104V100H233ZM239 103H237L236 106H238ZM254 103H255V102H254ZM254 103H253V105H254ZM133 104H134V101H133ZM136 104H137V101H136ZM146 104H147V103H146ZM163 104H162V105H163ZM177 104H176V106H177ZM180 104H179V105H180ZM183 104H184V103H182V105H183ZM215 104H216V103H215ZM215 104H213V105H215ZM222 104H220V105H222ZM262 104H263V103H262ZM134 105H135V104H134ZM147 105H148V104H147ZM157 105H158V104H157ZM162 105H159V107H161ZM167 105H171V106H169V108H168ZM184 105H186V104H184ZM184 105H183V107H184ZM196 105H198V104H196ZM243 105H244V103H243ZM249 105H250V104H249ZM257 105H259V103L256 104V106H257ZM260 105H261V104H260ZM260 105H259L258 107H256V108H258V110H259V107H261ZM137 106H138V105H137ZM145 106H146V105H145ZM149 106H150V105H149ZM149 106H147V107H149ZM164 106H165V105H164ZM164 106H163V107H164ZM227 106H228V104H227ZM227 106H226V109H225V110L228 109V111H230V109H231V107H232V104H229V106H231V107H229L230 109L227 108ZM250 106H251V105H250ZM262 106H263V105H262ZM35 107H36V106H35ZM150 107H153V108L155 109L154 112L151 110V112H152V116H153V113L155 114V112L159 111V109L156 111V108H157L156 106L154 107V106L151 105ZM166 107L164 108L165 110H166ZM174 107H175V106H174ZM174 107H173V108H174ZM177 107H180V106H177ZM183 107H180V108H181L180 110H182ZM185 107H186V106H185ZM185 107H184V108H185ZM233 107H234V106H233ZM241 107H242V105H241V106H238V107H236V108L241 109ZM263 107H264V106H263ZM134 108H135V107H134ZM134 108H133V111H134V115H135L136 111H135ZM205 108H206V107H205ZM224 108H225V107H224ZM236 108H235V109H236ZM146 109H147V108H146ZM148 109H149V108H148ZM150 109H151V108H150ZM160 109H162V111H163V108H160ZM171 109H172V108H171ZM171 109H170V110H171ZM174 109H175V108H174ZM195 109H196V108H195ZM222 109H223V107H222ZM245 109H246V111H244V112H246V113L248 114L249 112H247V109H249V107H247V108H245ZM262 109H263V108H261L260 110H262ZM170 110H168V111H170ZM178 110H179V109H178ZM180 110H179V113L177 112L179 115H180V112L183 111V110H182V111H180ZM218 110H219V109H218ZM225 110H224V111H225ZM236 110H237V109H236ZM243 110H244V109H242V111H243ZM162 111H160V112H162ZM172 111H173V109H172ZM176 111H177V110H176ZM216 111H217V110H216ZM220 111H221V110H220ZM220 111H218L217 115L219 114ZM231 111H233V110H231ZM251 111H254V110L251 109ZM149 112H150V110H149ZM151 112H150V114H151ZM165 112H166V111H165ZM226 112H227V111H226ZM226 112H225V114H226ZM239 112L241 113L240 110H239ZM239 112H238V113H239ZM259 112H261V111H259ZM259 112H257V113H259ZM262 112H264V111H262ZM131 113H132V112H131ZM137 113H138V112H137ZM145 113H146V110H145ZM147 113H148V110H147ZM147 113H146V114H147ZM158 113H159V112H157V114H155V117H158V116H157ZM167 113H168V112H167ZM174 113H176V112H174ZM174 113H172V114H174ZM177 113H176V114H177ZM211 113H212V112H211ZM211 113H210V114H211ZM214 113H215V112H214ZM227 113H228V112H227ZM233 113H234V115H235V113H236V115H237V112H236V111L233 112ZM251 113L253 114V112H251ZM146 114H144V115H146ZM150 114L148 113V116H150ZM163 114H164V113H163ZM172 114H171V116H170L169 114H168L169 116H168V115H167V116H168V117H173ZM210 114H208L207 116H211ZM223 114H224V113H223ZM225 114H224V115H225ZM228 114H229V113H228ZM228 114H226V115H228ZM252 114H249L248 117H250V115L252 116ZM261 114H263V113H260V115H261ZM132 115H133V113L131 114V116H132ZM142 115H143V114H140V113H139L138 116L141 117ZM160 115H162V113H160ZM160 115H159V116H160ZM174 115H175V114H174ZM193 115H194V114H193ZM220 115H221V113H220ZM226 115H225V117H223V118L226 119V117H227ZM239 115H240V114H239ZM239 115H237V116H238L237 118H239V117L242 118L241 116H244L243 113H242L241 116H239ZM257 115H258V114H257ZM257 115H255V116H257ZM131 116H130V118H131ZM136 116H137V114L135 115V118H136ZM148 116H147L146 118L144 117L145 119L143 118V120H146V119L148 120V119H150L151 116H150L149 118H148ZM162 116H163V115H162ZM182 116H183V114H182ZM194 116H195V115H194ZM212 116H214V115L212 114ZM215 116H216V115H215ZM218 116H219V115H218ZM218 116H216V117H218ZM230 116H232V115H230ZM175 117H176V115H175ZM177 117H178V115H177ZM177 117H176V120H177ZM179 117H181V115H180ZM179 117H178V118H179ZM199 117H200V116H199ZM199 117H198V118H199ZM216 117H215V119H216ZM233 117H234V116H233ZM233 117H232V118H233ZM248 117H247V118H248ZM132 118H133V116H132ZM162 118H163V117H162ZM185 118H186V117L184 116V118H182V119L185 120ZM195 118H196V117H195ZM200 118H201V117H200ZM210 118H211V117H210ZM210 118H208L207 120L209 121ZM223 118H222V123H226V124H228V121H227V122L223 121ZM227 118H228V117H227ZM244 118H245V117H244ZM256 118H257V117H256ZM259 118H261V116H260ZM141 119H142V118H141ZM141 119H140V121L142 122ZM154 119H155V118H154ZM166 119H168V118H166ZM179 119H180V118H179ZM182 119H181V120H182ZM192 119H194V118L192 117ZM192 119H190V120H192ZM202 119H203V120L206 119V116H205L204 118H201V120H202ZM225 119H224V120H225ZM248 119H249V118H248ZM248 119H246V120H248ZM250 119H251V118H250ZM250 119H249L248 122H250ZM263 119H264V117H263ZM129 120H130V119H129ZM133 120H134V119L130 120V121H131V122H130V125L135 126L136 122H135V123L133 122V123H134V125H133V123H132ZM147 120H146V124H147V122H149V121H147ZM152 120H153V117H152ZM155 120H156V121H157V120H160V117H159L158 119H155ZM155 120H153V122H154ZM168 120H169V119H168ZM170 120H171V118H170ZM172 120H173V119H172ZM187 120H188V119H187ZM195 120H196V119L193 120V121H194L193 124L196 123ZM212 120H213V121H216V120H214V119H212ZM212 120L209 121V123H208L209 125H210V123H211ZM230 120H231V118L229 119V121H230ZM240 120H242V119H240ZM244 120H245V119H244ZM251 120H252V119H251ZM134 121H137V119L134 120ZM138 121H139V118H138ZM140 121H139V123H138V124H139V127H140L141 124H142ZM163 121H164V120H162V123H163ZM165 121H166V120H165ZM179 121H180V120H179ZM185 121H186V120H185ZM185 121H181V122L184 123ZM204 121H205V120H204ZM204 121H203V122H204ZM208 121H207V122H208ZM232 121H233V119H232ZM253 121L256 123V119L254 120V117H253ZM253 121H252V122H253ZM257 121H261V120H257ZM159 122H160V121H159ZM159 122H158V123H159ZM177 122H178V121H177ZM191 122H192V121H191ZM191 122H190V123H191ZM205 122H206V121H205ZM239 122H240V121H239ZM241 122H242V121H241ZM243 122H244V121H243ZM252 122H250V123H252ZM131 123H132V124H131ZM144 123H145V122H144ZM150 123H151V125H149V127H150V128H151V127L154 128V130H153L154 132H153V133H155V130H156L155 127H156V126H162V127H163V125H164V124H163V125H162V124L158 125V123H157L156 125H153V126H155V127H153V126H152V122H150ZM168 123H169V122H168ZM186 123H187V122H186ZM188 123H189V122H188ZM190 123H189V124H190ZM222 123H221V125H222ZM229 123H231V121H230ZM235 123H236V122H235ZM244 123H246V122H244ZM250 123H246V124L248 125V124H250ZM257 123H258V122H257ZM125 124H126V123H125ZM128 124H129V123H128ZM128 124H126V127H127L128 129H127L126 127H125V128H126L127 130H129V131H133V127H132V126H131V127H130V126H127ZM138 124H136V125H137L136 127H138ZM165 124H166V123H165ZM169 124H170V123H169ZM169 124H167V125H169ZM171 124H172V121H171ZM171 124H170V125H171ZM204 124H206V123H204ZM208 124H206L207 127L209 126ZM226 124H224V125H226ZM238 124H239V123H238ZM238 124L236 123L235 125H238ZM252 124H253V123H252ZM142 125H143V124H142ZM178 125H179V124H178ZM187 125H188V124H187ZM187 125H186V126H187ZM232 125H233V123H232ZM242 125L244 126V124H242ZM258 125H259V124H258ZM176 126H177V125H176ZM214 126H215V125H214ZM222 126H223V125H222ZM222 126H221V128H222ZM226 126H227V125H226ZM226 126H225V128L223 127L222 129H224L225 131L227 130V132H228V129H226ZM238 126H239V125H238ZM240 126H241V124H240ZM249 126H250V125H248V127H249ZM254 126H256V125L253 124L251 127H249V128H252L250 131H252V130L254 129V128H253ZM260 126H263V128H264V125H260ZM260 126H259V127H260ZM129 127L132 128V130L129 129ZM142 127H144V126H142ZM164 127H166V125H165ZM167 127H168L167 129L170 128L169 126H167ZM181 127H183V126H181ZM181 127L177 126V128L181 129L182 131H183L184 129H186L185 127H184V129H182ZM194 127H195V126H194ZM210 127H211V126H210ZM228 127H229V125H228ZM228 127H227V128H228ZM245 127H246V125H245ZM245 127H244V128H245ZM125 128L123 127L122 129H125ZM145 128H146V126H145ZM147 128H148V126H147ZM152 128L150 129L149 132H151ZM211 128H212V127H211ZM214 128H217V127H214ZM214 128H213V129H214ZM229 128L232 129V127H229ZM238 128H240V127H238ZM263 128H262V129H263ZM0 129H1V128H0ZM7 129H8V128H7ZM140 129H141V127H140ZM140 129H139V130H140ZM148 129H149V128H148ZM158 129L160 130V127H159ZM167 129H165V130L167 131ZM179 129H177L178 132H180ZM217 129H218V128H217ZM217 129H216V130H217ZM231 129H229V130H231ZM257 129H258V127H257ZM257 129H256L255 131L253 130L252 133H253V132H254V133L257 132V136H258V134H259V135H261V134L264 135V131L261 133L262 129H259V130H261V131H260L261 134L258 133L259 130L257 131ZM3 130H4V129H3ZM8 130H9V129H8ZM144 130H145V129H144ZM146 130H147V129H146ZM171 130L173 131V128H172ZM174 130H175V129H174ZM195 130H196V129H195ZM209 130H210V129H209ZM235 130H236V129H235ZM240 130H241V129H240ZM242 130H243V129H242ZM242 130H241V131H242ZM244 130H245V129H244ZM263 130H264V129H263ZM1 131H2V130H1ZM1 131H0V132H1ZM4 131H5V130H4ZM4 131H3V132H4ZM11 131H12V130H11ZM140 131H141V130H140ZM156 131H157V130H156ZM168 131H169V130H168ZM168 131H167L166 133H168ZM175 131H176V130H175ZM175 131H174V133H175ZM177 131H176V133H177ZM182 131H181V132H182ZM221 131H222V130H221ZM231 131H232V130H231ZM233 131H234V130H233ZM241 131H240V132H241ZM3 132H1L0 136L3 134ZM13 132H14V131H13ZM133 132H134V134H135V133H137L138 135L140 134V133L137 131V129H136V132H135V130H134ZM133 132H132V133H133ZM146 132H147V131H146ZM146 132H144V133H145V134H144V133H143V130H142V133H143L142 135H146ZM149 132H148L147 134H149ZM163 132H164V130L161 131V133H163ZM169 132H170V131H169ZM185 132H186V131H185ZM5 133H6V132H5ZM7 133L9 134V131H8ZM17 133H18V132H16V136H18ZM124 133H126V132L124 131ZM128 133H129V132H128ZM158 133H159V132H158ZM161 133H159V135H161ZM176 133H175V136H177V135H178V136H181V133H179L180 135H179V134L176 135ZM212 133H213V132H212ZM216 133H218V132H216ZM219 133H220V132H219ZM224 133H225V132H224ZM242 133H243V132H242ZM244 133L246 134V132H244ZM244 133H243V134H244ZM249 133H250V132H248V134H249ZM254 133H253V134H254ZM137 134L134 135L133 137H135V136L138 137ZM150 134H151V133H150ZM150 134H149V137L152 136V135L150 136ZM164 134H165V133H164ZM164 134H162V135H164ZM169 134H170V133H169ZM169 134H168V135H169ZM183 134H184V132H183ZM185 134H187V133H185ZM185 134H184V136H185ZM201 134H202V133H201ZM201 134H199L200 137H203V136H201ZM226 134H227V133H226ZM229 134L233 135L234 133H233V134H232V133H228V136H229ZM243 134L241 135V137L243 136ZM253 134L251 135L252 137H253ZM5 135H6V134H5ZM11 135H12V134H11ZM11 135L5 137V140H4L5 143H6V141L9 143V144H7V146H8V145L19 144L18 142H21V139H20V141H18L19 139L17 140L16 138H14V137H15L14 134H13L12 136H11ZM122 135H123V130H122ZM132 135H133V134H132ZM142 135H141V136H142ZM162 135H161V136H162ZM171 135H172V134H171ZM223 135H224V134H223ZM239 135H240V133H239ZM3 136H4V135H2V139H4ZM124 136H126V135H124ZM157 136H158V134H157V135H154V136H153L154 139H156L155 137H157ZM164 136H165V135H164ZM172 136H173V135H172ZM175 136H174V137H175ZM178 136H177V137H178ZM212 136H213V135H212ZM225 136L227 137V135H225ZM225 136H223V137H225ZM236 136H237V135H236ZM244 136H245V135H244ZM249 136H250V135H249ZM249 136H248V137H249ZM255 136H256V135H255ZM139 137H140V136H139ZM142 137L144 138V140H146L145 137H148V136H142ZM158 137H159V136H158ZM174 137H173V138H174ZM181 137H182V136H181ZM187 137H188V139H193L194 136H193L192 138H190V135H188ZM200 137H199V138H200ZM214 137H215V136H214ZM223 137H222V139H220V141L222 140L221 143H225V141L223 142V140H224L226 137H225L224 139H223ZM231 137H232V136H231ZM237 137H240V136H237ZM248 137H247V138H248ZM252 137H251V138H252ZM260 137H261V136H260ZM262 137L264 138V136H262ZM140 138H141V137H140ZM179 138H180V137H179ZM183 138H184V137H183ZM194 138H195V137H194ZM199 138H198V139H199ZM205 138H206V137H205ZM205 138H204V137H203L202 139L200 138V140L203 141V139L205 140ZM212 138H213V137H212ZM227 138H228V137H227ZM227 138H226V139H227ZM256 138L258 139L259 137H256ZM2 139L0 138V140H2ZM147 139H148V138H147ZM152 139H153V138L151 137L150 140H152ZM174 139H175V138H174ZM176 139H177V138H176ZM176 139H175V141H176ZM180 139H181V138H180ZM195 139H196V138H195ZM210 139H211V137H210ZM210 139H208V141H209L208 143H210ZM226 139H225V140H226ZM230 139H232V138H230ZM237 139H238V138H237ZM237 139H236V137H235V140H237ZM239 139H241V138H239ZM239 139H238V140H239ZM245 139H246V138H245ZM248 139H250V138H248ZM248 139H247V140H248ZM252 139H253V141H255V140H254V139H255L254 137H253ZM135 140H136V139H135ZM137 140H139V139H137ZM177 140H178V139H177ZM185 140H186V139H185ZM185 140H184V141H185ZM193 140H194V139H193ZM233 140H234V138H233ZM242 140H243V139H242ZM260 140H261V139L259 138V141H260ZM184 141H183V142H184ZM188 141H189V140H188ZM191 141H192V140H191ZM191 141H190V143H191ZM212 141H213V140H212ZM227 141H228V140H227ZM227 141H226V142H227ZM243 141H244V140H243ZM248 141H249V140H248ZM248 141H247L246 145H247V144H250V143H248ZM2 142H3V141H2ZM23 142H24V141H23ZM137 142H138V141H137ZM141 142H142V140H141ZM147 142H148V141H147ZM186 142H187V140L185 141V143H186ZM204 142H205V141H204ZM213 142H214V141H213ZM230 142H231V140H230ZM230 142H229V143H230ZM234 142H237V141H234ZM234 142H231V143H234ZM245 142H246V141H245ZM249 142H251V140H250ZM135 143H136V141H135ZM176 143H177V141H176ZM179 143H180V141H179ZM179 143H177V144H179ZM188 143H189V142H188ZM188 143H186V146L190 145V144H188ZM192 143H194V142L192 141ZM192 143H191V144H192ZM216 143H217L218 145L220 144V143L217 142V141H216ZM216 143L214 142V144H216ZM229 143H227V145H226V144H223V145H225V147L227 148V150H228V148H231V147H228V146L230 145ZM239 143H242L241 140L239 141ZM252 143H254V142H251V144H252ZM263 143H264V142H263ZM24 144H26V143H24ZM24 144L20 145V150H21V147H23ZM28 144H29V143H27L26 145H28ZM138 144H140V143L138 142L137 145H138ZM141 144H142V143H141ZM141 144H140V145H141ZM144 144H146V142H143V145H144ZM181 144H182V141H181ZM187 144H188V145H187ZM203 144H204V143H203ZM203 144H202V146H203ZM243 144H244V143H242L241 145L243 146ZM261 144H262V142H261ZM1 145H2V144L0 143V146H1ZM147 145H148V144H147ZM192 145H193V144H192ZM207 145H208V148H207V150H208V149H209V144H207ZM211 145H212V144H211ZM211 145H210V148H211ZM221 145H222V144H221ZM232 145H234V144H232ZM232 145H231V146H232ZM246 145H244V146H246ZM256 145H257V144H256ZM3 146H4V144H3ZM205 146H206V143H205ZM205 146H204V148H205ZM235 146H236V145H235ZM235 146H232V148L235 149V150L237 151L238 149H236V147H238V146H236V147H235ZM250 146H253V148L255 147V145H253V144L250 145ZM257 146H259V145H257ZM257 146H256V148H258ZM262 146H263V145H261V149H262ZM17 147H19V146H17ZM26 147H27V146H26ZM177 147H179V145H177ZM180 147H181L182 150L184 149L182 146H180ZM180 147L178 148V150H181ZM189 147H190V146H189ZM189 147H187V148L189 149ZM193 147H194V145H193ZM195 147H196L195 149H197V146H195ZM212 147H213V146H212ZM216 147H217V146H216ZM216 147H215V150H216V149L218 150V147H217V148H216ZM221 147H222V146H221ZM221 147H220V145H219V148H220V149L225 148V147H223V148H221ZM234 147H235V148H234ZM239 147L242 148L240 145H239ZM247 147H248V146H247ZM1 148H3V147H0V149H1ZM4 148H5V147H4ZM10 148H11V146H10ZM14 148H15V147H14ZM24 148H25V145H24ZM30 148H31V147H30ZM135 148H136V147H135ZM146 148H147V147H146ZM199 148H200V147H199ZM204 148H203V149H204ZM226 148H225V149H226ZM240 148H239V150H240ZM248 148H250V147H248ZM6 149L9 150V147H8V148L6 147V148H5V151H6ZM26 149H27V148H26ZM136 149H137V148H136ZM192 149H194V148H192ZM192 149H191V150H192ZM195 149H194V150H195ZM201 149H202V148H201ZM212 149H213V148H212ZM246 149H247V148H246ZM246 149H245V150H246ZM1 150L4 151V149H1ZM1 150H0V153H1ZM11 150H14V149L12 148ZM11 150L8 151V152H11ZM17 150H18V149H17ZM20 150H19V153H22V152H20ZM182 150H181V151H182ZM194 150L190 151V152H193V153H191V154H194ZM197 150H198V149H197ZM207 150H206V148H205V151H204V152H207V154H208L209 151H207ZM213 150H214V149H213ZM223 150H224V149H223ZM235 150H234V151H235ZM257 150H258V149H257ZM263 150H264V149H262V151H263ZM24 151H26V150L24 149ZM34 151H35V150H34ZM34 151H33V152H34ZM200 151H201V154H202V153H203L202 150H200ZM200 151L198 150V152H200ZM219 151H220V150H219ZM230 151H231V150H230ZM236 151H235V152H236ZM252 151H253V149H252ZM259 151H260V150H259ZM13 152L16 153V151H13ZM198 152H197V155L199 154ZM211 152H212V151H211ZM211 152H210V153H211ZM214 152H215V151H214ZM214 152L210 155V158H214V159H215L214 161L217 162V160H216V158H215V157H217V156L214 155ZM220 152H222V151H220ZM224 152H226V150H225ZM224 152H223V154H224ZM227 152H228V151H227ZM232 152H233V150H232ZM235 152H234V153H235ZM237 152H238V151H237ZM255 152H256V151H255ZM3 153H4V152H3ZM15 153H13V154L15 155ZM24 153H25V152H24ZM234 153H232V154H234ZM253 153H254V151H253ZM256 153H257V152H256ZM258 153H259V152H258ZM258 153H257V154H258ZM260 153H261V152H260ZM6 154H7V157H9L8 153H5L4 155H6ZM17 154H18V153H17ZM215 154H218V157H219V153H216V152H215ZM223 154H221V155H223ZM229 154H230V152L228 153V155H229ZM232 154H231V155H232ZM257 154H256V155H257ZM263 154H264V152H263ZM0 155L2 156V153H1ZM22 155H25V154H22ZM203 155H204V153H203ZM205 155H206V154H205ZM208 155H209V154H208ZM208 155H207V156H208ZM212 155H213L214 157H212ZM221 155H220V156H221ZM231 155H229V156H231ZM234 155H235V154H234ZM260 155H261V154H259V156H260ZM1 156H0V157H1ZM11 156H12V154H11ZM15 156H17V155H15ZM15 156H14V157H15ZM20 156H21V155L18 156L19 159H21ZM201 156H202V155H201ZM201 156H200V157H201ZM207 156H206V157H205V156H204V157L202 156V158H207ZM236 156H237V154H236ZM259 156L257 155V159H255L256 161L258 160V157H259ZM2 157L4 158L5 156H2ZM7 157H6V159H7ZM218 157H217V158H218ZM222 157H223V159H224V156H222ZM225 157H227L226 154H225ZM250 157H254V155H253V156H250ZM263 157H264V156H263ZM3 158H2V159H3ZM23 158H24V157H23ZM23 158H22V159H23ZM208 158H209V156H208ZM210 158H209V159H210ZM219 158H220V157H219ZM255 158H256V157H255ZM260 158H261V157H260ZM10 159H12V158H10ZM10 159H8V160H10ZM15 159H16V157H15ZM15 159H12V160L15 161ZM19 159H18V160H19ZM199 159L202 161L201 158H199ZM199 159H198V162H199ZM209 159H208V160H209ZM220 159H221V158H220ZM223 159H221V160H223ZM251 159H252V158H251ZM253 159H254V158H253ZM253 159H252V160H253ZM212 160H213V159H212ZM212 160H211V161H212ZM260 160H261V159H260ZM260 160H259V161H260ZM0 161H1V158H0ZM6 161H7V160H6ZM14 161H13V162H14ZM26 161H27V160L25 159V162H26ZM203 161H204V160H203ZM205 161H206V159H205ZM263 161H264V160H263ZM2 162H3V161H2ZM208 162H209V161H208ZM208 162H207V163H208ZM212 162H213V161H212ZM218 162H221V161L218 160ZM8 163H9V162H8ZM26 163H28V162H26ZM200 163H201V165H202L203 162H200ZM200 163H197V164L200 165ZM204 163H206V162H204ZM227 163H228V162H227ZM252 163H253V162H252ZM263 163H264V162H262V164H263ZM12 164H13V165H11V166H14V163H12ZM22 164H24V163H22ZM213 164H215V166H216L217 163H213ZM213 164H212V165H213ZM219 164H220V163H219ZM224 164H226V163L224 162L223 165H224ZM238 164H239V163H238ZM241 164H242V162H241ZM241 164H240V165H241ZM259 164H260V163H259ZM9 165H10V164H9ZM28 165H30L29 167H31L30 162H29ZM192 165H193V166H194V165L197 166L196 164H192ZM192 165H190V166H192ZM201 165H200V166H197V167H201ZM217 165H218V164H217ZM220 165H222V163H221ZM223 165H222V168H223V169H226V167L223 166ZM228 165H229V164H228ZM249 165H250V164H249ZM251 165H253V164H251ZM195 166H194V167H191V169L194 168L193 171L196 170V169H195ZM207 166H208V165H207ZM226 166H227V165H226ZM247 166H248V165H247ZM1 167H2V166L0 165V168H1ZM14 167H15V166H14ZM14 167H10V166H9V168H13V169H14ZM22 167H23V166H22ZM24 167H25V165H24ZM29 167H28V168H29ZM32 167H33V166H32ZM208 167L211 168L212 166H208ZM217 167H218V166H217ZM224 167H225V168H224ZM229 167H231V165H230ZM242 167H243V166H242ZM248 167H249V166H248ZM256 167H257V166H256ZM263 167H264V166H263ZM263 167H262V169H261V168H257V169H256V170H258L257 172H259V170H263ZM2 168H3V167H2ZM19 168H20V171H21V167H19ZM206 168H207V167H206ZM206 168H205V169H206ZM218 168H219V167H218ZM222 168H221V166H220V169H222ZM227 168H228V167H227ZM246 168H247V167H246ZM207 169H208V168H207ZM207 169H206V170H207ZM216 169H217V168H216ZM231 169H232V168H231ZM252 169H253V168H252V166H251V170H250V171H253ZM5 170H7V169H5ZM200 170H201V169L198 170L199 172H198V171L196 172V173H199V175H201V174H200V172H201ZM217 170H218V169H217ZM226 170H228V169H226ZM237 170H238V169H237ZM240 170L243 172V169H239V171H235V170H234V171L237 172V173H239ZM8 171H9V170H8ZM8 171H2L1 177H3L4 179H6L7 182L10 183V181H9L10 178H9V174H8L9 172H8ZM15 171H16V170H15ZM208 171H209V170H208ZM221 171H222V170H221ZM223 171H224V170H223ZM234 171H232V172H229V171H228V172H229V173H233ZM248 171H249V170H247V174H248ZM0 172H1V171H0ZM23 172H24V171H23ZM25 172H26V171H25ZM25 172H24V173H25ZM27 172H29V171H27ZM202 172H204V171H202ZM202 172H201V173H202ZM219 172H220V171H219ZM225 172L228 173L227 171H225ZM235 172H234V173H235ZM254 172H255V171H253L252 174H253ZM196 173H195V171H194V176L197 175ZM204 173H205V172H204ZM204 173H203V174H204ZM206 173H207V172H206ZM226 173H225L224 176H227ZM245 173H246V172H245ZM245 173H243V174H244V175H247V174H245ZM250 173H251V172H250ZM195 174H196V175H195ZM262 174H264V173H262ZM205 175H206V174H205ZM228 175H229V180H232V181L235 180V177H237L236 180H238V181L235 180V183H236V182H239V179L241 178V175H242V174H240V178H239V179H238V177H239L238 175H239V174H238L237 176H235V175H236V173H235V175H234V179H233L232 177H230V176L233 175V174H231V175L228 174ZM244 175H243V179H244V177H245ZM250 175H251V174H249L248 177H249ZM253 175H254V174H253ZM190 176H191V175H190ZM194 176H193V177H194ZM201 176H203V175H201ZM201 176H198V177H201ZM224 176L222 175V176H220V177H224ZM259 176H260V174H259ZM262 176H263V175H262ZM191 177H192V176H191ZM191 177H190V178H191ZM196 177H197V176H196ZM196 177H195V179L198 178V177H197V178H196ZM204 177H205V176H204ZM204 177H203V178H204ZM220 177H218V178H220ZM260 177H261V176H260ZM21 178H22V177H21ZM188 178H189V177H188ZM203 178L201 177V179H203ZM218 178H217V179H218ZM224 178H225V177H224ZM224 178H223V179H224ZM227 178H228V177H227ZM230 178H232V179H230ZM251 178H253V176H252ZM263 178H264V176H263ZM0 179H1V178H0ZM178 179H179V178H178ZM195 179H194V180H195ZM217 179H216V180H217ZM243 179H241V180H243ZM245 179H250V177H249V178H245ZM253 179H254V178H253ZM12 180H13V179H12ZM203 180H204V179H203ZM203 180H202V181H203ZM216 180H215V181H216ZM219 180L221 181L222 178L219 179ZM219 180H217V182H219ZM229 180H228V181H229ZM0 181H1V180H0ZM16 181H18V180H16ZM179 181H180V179L178 180V182H179ZM212 181H214V180H212ZM222 181H224V180H222ZM222 181H221V182H222ZM232 181H231V185L235 184L234 181H233V182H232ZM254 181H255V180H254ZM7 182H6V183H7ZM24 182H26V181H24ZM176 182H177V181H176ZM206 182H207V181H206ZM208 182H209V181H208ZM217 182H216V184H218ZM221 182L219 183V185L222 184ZM240 182H241V181H240ZM4 183H5V182H4ZM20 183H21V182H20ZM22 183H23V182H22ZM199 183H200V182H199ZM211 183H214V182H211ZM211 183H208V185H212ZM250 183H253V182H250ZM203 184H205V180L203 181ZM203 184H202V185H203ZM224 184L227 185L228 183L225 182ZM254 184H255V183H254ZM254 184H252V186H253ZM2 185H3V184L0 183V187H1ZM4 185H5V184H4ZM4 185H3V186H4ZM8 185H9V184H8ZM8 185H6V186H8ZM21 185H23V184H21ZM24 185H25V184H24ZM178 185H179V184H178ZM178 185H177V186H178ZM202 185H201V186H202ZM219 185H217V187H215L217 190H219V189H218ZM222 185H223V184H222ZM255 185H256V184H255ZM15 186H16V185H15ZM17 186H19V182H18V185H17ZM172 186H173V185H172ZM205 186H206V185H205ZM212 186H213V185H212ZM212 186H209L208 189H211ZM245 186H246V185H245ZM250 186H251V185H250ZM262 186H263V185H262ZM8 187H9V186H8ZM175 187H176V186H175ZM221 187L223 188L224 186H221ZM226 187H227V186H225V188H226ZM228 187H229V186H228ZM2 188H3V187H2ZM4 188H5V187H4ZM176 188H177V187H176ZM201 188H202V187H201ZM201 188H200V189H201ZM203 188H204V186H203ZM203 188H202V189H203ZM205 188H206V187H205ZM212 188H213V187H212ZM249 188H250V187H249ZM256 188H257V187H256ZM260 188H261V187H260ZM260 188H259V189H260ZM6 189H8V188L6 187ZM9 189H10V188H9ZM19 189L22 190V188H19ZM23 189H25V187H24ZM126 189H127V188H125V190H126ZM172 189H173V187H172ZM198 189H199V188H198ZM200 189H199V190H200ZM206 189H207V188H206ZM208 189H207V190H208ZM242 189H243V187H242ZM261 189H263V188H261ZM190 190H191V189H190ZM195 190H197V189H195ZM199 190H197V191H199ZM213 190H214V189H213ZM217 190H216V191H217ZM221 190H224V188L221 189ZM247 190H248V191H251V190H254V189H251V190L247 189ZM247 190H246V191H247ZM7 191H8V190H7ZM14 191H16V190L14 189ZM197 191H195V192H196V196H197V193H198ZM200 191H201V193H202V190H200ZM200 191H199V194H200ZM210 191H212V190H210ZM210 191H209L210 194L207 192V193L209 194V197L211 196V193H212V192H210ZM246 191H244V192H246ZM248 191H247V192H248ZM17 192H19V190L16 191V193H17ZM125 192H126V191H125ZM181 192H182V191H181ZM184 192H185V191H184ZM186 192H188V191H186ZM191 192H194V189H193L192 191H189L188 193L191 194ZM195 192H194V193H195ZM203 192H204V191H203ZM252 192L255 193V191H251V193H252ZM258 192H259V190H258ZM261 192H262V190H261ZM129 193H130V192H129ZM179 193H180V192H179ZM217 193H218V192H217ZM220 193H221V191H220ZM248 193H250V192H248ZM1 194H2V193H1ZM5 194H6V193H5ZM11 194H12V193H11ZM18 194H20V193H18ZM182 194H183V192H182ZM199 194H198V195H199ZM203 194L205 195V193H203ZM259 194H260V193H259ZM20 195H21V194H20ZM178 195H179V194H178ZM192 195H194V194H192ZM215 195H216V194H215ZM215 195H214V197H215ZM225 195H226V194H225ZM254 195H256V193L253 194V196H254ZM10 196H11V195H10ZM31 196H32V195H31ZM200 196H202V194H200ZM217 196H218V195H217ZM259 196H260V195H259ZM13 197H14V196H13ZM186 197H187V196H186ZM214 197H211V198L214 199ZM219 197H220V196H219ZM3 198H4V195H3ZM31 198H34V197L32 196ZM155 198H156V197H155ZM191 198H193V197H189V199H191ZM198 198H199V197H198ZM200 198H201V197H200ZM254 198L256 199V197H254ZM260 198H261V196H260ZM260 198H259V199H260ZM6 199H7V198H6ZM16 199H17V198H16ZM195 199H196V198H194V201H195ZM213 199H210V200H212V203H213ZM3 200H5V199H3ZM3 200H2V201H3ZM11 200H13V199H11ZM14 200H15V199H14ZM153 200H154V199H153ZM172 200H174V199H172ZM175 200H177V199H175ZM196 200H197V199H196ZM199 200H201V199H199ZM208 200H209V199H208ZM210 200L207 201V202H209V203H208L209 205H210V202H211ZM15 201H16V200H15ZM31 201H32V200H31ZM179 201H180V200H179ZM179 201L177 200V202H179ZM192 201H193V200H192ZM255 201H256V200H255ZM21 202H22V201H21ZM175 202H176V201H175ZM180 202H181V201H180ZM196 202H197V201H196ZM198 202H199V201H198ZM214 202H215V200H214ZM4 203H5V202H4ZM4 203H2V205H4ZM30 203H31V202H30ZM30 203H29V204H30ZM32 203H33V202H32ZM186 203H187V202H186ZM186 203H185V204H186ZM188 203H190V202H188ZM220 203H221V202H220ZM252 203H253V202H252ZM252 203H250L251 206H252ZM16 204H17V202H16ZM18 204H19V203H18ZM33 204H35V203H33ZM192 204H194L195 207H196V206H200V207H201V204H203V202H201V204L198 203L199 205H196L197 203L195 204L194 202H192ZM258 204H259V203H257V205H258ZM35 205L37 206V204H35ZM216 205H217L216 207L219 206V204H216ZM259 205H260V204H259ZM4 206H5V205H4ZM29 206H30V205H29ZM145 206H146V205L144 204L143 207H145ZM178 206H179V205H178ZM186 206H189V207H190L189 204L186 205ZM186 206H185V207H186ZM251 206L248 207V208H251ZM5 207L7 208V209H6V212H7V213H12V212H13V211H12V208H11L9 205H7V206H5ZM20 207H21V205H20ZM37 207H38V206H37ZM39 207H40V206H39ZM189 207H188V209H189ZM195 207H194V206H193V207H190V210H189L187 213L184 214V216L186 215V217H187V222H186V223H187V227H188V228H186V230L189 229V232H190L191 229H195V228L198 226V223H199V224L202 223V220H201V223H200V219L203 217V216L201 217V215H200V212H202V211H201V209H200L199 207H198V208H195ZM207 207H208V206H207ZM207 207H205V208H207ZM261 207H262V206H261ZM40 208H41V207H40ZM121 208H122V207H121ZM141 208H142V207H141ZM191 208H192V209H191ZM257 208H258V207H257ZM257 208H256V206H255V210H256ZM259 208H260V206H259ZM259 208H258V209H259ZM138 209H139V208H138ZM142 209H144V208H142ZM182 209H185V208L182 207ZM216 209L218 210L219 208H216ZM38 210H39V209H38ZM41 210H42V208H41ZM163 210H164V209H163ZM207 210H208V209H207ZM250 210H252V209H250ZM259 210H262V209H259ZM42 211H43V210H42ZM142 211H143V210H142ZM142 211H141V212H142ZM246 211L248 212V210H246ZM253 211H254V210H253ZM256 212H257V211H255L253 214H255ZM13 213H14V212H13ZM259 213H260V211H259ZM263 213H264V211H263ZM34 214H36V213H34ZM118 214H119V212H118ZM202 214H203V213H202ZM250 214H251V213H250ZM256 214H257V213H256ZM260 214H261V213H260ZM36 215H37V214H36ZM38 215H39V214H38ZM38 215H37V216H38ZM124 215H125V214H124ZM199 215H200V216H199ZM257 215H258V214H257ZM257 215H256L255 218L258 217ZM31 216H32V215H31ZM37 216H36V217H37ZM40 216H42V215H40ZM179 216H180V215H179ZM204 216H205V215H204ZM247 216H248V215H247V213H246V216H245V217H247ZM253 216H254V215H253ZM33 217H34V216H32V218H33ZM38 217H39V216H38ZM182 217H183V216H181L180 218H182ZM209 217L211 218V216H209ZM243 217H244V216H243ZM248 217H249V216H248ZM260 217H261V216H260ZM210 218H209V219H210ZM249 218H252V217H249ZM155 219H156V218H155ZM175 219H176V218H175ZM209 219H208L207 225H208V223H209V221H210ZM244 219H246V218H244ZM247 219H248V218H247ZM247 219H246V222H247ZM258 219H260V218L258 217ZM30 220H31V219H30ZM34 220H37V219L34 218ZM106 220H107V219H106ZM157 220H158V219H157ZM176 220H177V219H176ZM176 220H175V221H176ZM177 221H178V220H177ZM243 221H244V220H243ZM259 221H260V220H259ZM248 222H249V220H248ZM262 222H263V221H262ZM49 223H51V222H49ZM49 223H48V224H49ZM104 223H105V222H104ZM106 223H107V222H106ZM106 223H105V224H106ZM178 223H179V222H178ZM256 223H257V225L255 224L256 226H260V227H261V225H258V222H257V221H256ZM260 223H261V221H260ZM8 224L10 225V223H8ZM19 224H20V223H19ZM36 224H37V223H36ZM41 224H42V223H41ZM132 224H133V223H132ZM179 224H180V223H179ZM242 224H243V223H242ZM252 224H253V223H252ZM262 224H263V223H262ZM175 225H176V222H175ZM177 225H178V224H177ZM201 225H202V224H201ZM205 225H206V224H205ZM243 225H244V224H243ZM245 225H246V224H245ZM247 225H248V224H247ZM247 225H246V226H247ZM249 225H250V224H249ZM253 225H254V224H253ZM36 226H37V225H36ZM56 226H57V225H56ZM109 226H112V225L109 224ZM208 226H209V225H208ZM239 226H240V225H239ZM246 226H245V227H246ZM251 226H252V225H251ZM251 226L248 227V229H250ZM262 226H264V225H262ZM11 227H12V226H11ZM199 227H200V225H199ZM202 227H203V226H202ZM202 227H201V228H202ZM237 227H238V226H237ZM12 228H13V227H12ZM33 228H34V227H33ZM109 228H110V227H109ZM181 228H182V227H181ZM201 228H200V229H201ZM239 228H242V227H239ZM239 228H237V229H239ZM252 228H253V226H252ZM257 228H259V227H257ZM59 229H61V226H60ZM64 229H65V228H64ZM64 229H63V231H64ZM196 229L199 230L198 227H197ZM207 229H209V228H207ZM207 229H205V230L207 231ZM213 229H214V228H213ZM248 229H246V231L249 233ZM255 229H256V228H255ZM13 230H14V229H13ZM177 230H178V229H177ZM198 230H196V233H195V234H198V233H199V232H197ZM242 230H245V229L242 228ZM15 231H16V230H15ZM50 231H51V229H50ZM215 231H217L216 228H215ZM46 232H47V231H46ZM179 232H180V231H179ZM191 232H193V230H192ZM253 232H256V231L254 230ZM48 233H49V230H48ZM62 233H63V232L61 231V234H62ZM250 233H251V231H250ZM35 234H36V233H35ZM41 234H42V233H41ZM61 234H60V235H61ZM75 234H76V233H75ZM206 234H207V233H206ZM206 234H205V236H206ZM241 234L243 235L244 233L242 232ZM253 234H254V233H253ZM255 234H256V233H255ZM6 235H7L6 237H7L8 239L11 237L9 234H6ZM21 235H22V234H21ZM38 235H39V233H38ZM50 235H51V234H50ZM242 235H241V237H244V236H242ZM248 235H249V234H248ZM248 235H247V236H248ZM250 235L253 237L252 233H251ZM250 235H249L248 237H251ZM192 236H193V235H192ZM192 236H191V237H192ZM15 237H16V236H15ZM183 237H184V236H183ZM191 237H190V238H191ZM219 237H220V236H219ZM45 238H46V237H45ZM60 238H61V237H60ZM186 238H187V237H186ZM190 238H189V239H190ZM196 238H198V237H196ZM239 238H240V237H238V239H239ZM245 238H246V236H245ZM245 238H244L243 240H244V242H247V240H248L249 238H248L247 240H245ZM12 239H13V238H12ZM12 239H11V240H12ZM17 239H18V238H17ZM17 239H16V243L18 242ZM212 239H213V238H212ZM262 239H263V238H262ZM9 240H10V239H9ZM20 240H22V239H20ZM57 240H58V239H57ZM59 240H60V239H59ZM59 240H58V241H59ZM179 240H180V239H179ZM193 240H194V238H193ZM198 240H199V239H198ZM206 240H207V237H206ZM239 240H241V239H239ZM251 240H252V238H250V241H251ZM52 241H53V240H52ZM54 241H55V240H54ZM79 241H80V240H79ZM217 241H218V240H217ZM5 242H6V241H5ZM10 242H11V241H10ZM46 242H47V241H46ZM196 242H197V240H196ZM12 243H13V242H12ZM16 243H14V244H16ZM56 243H57V242H56ZM190 243H191V242H190ZM197 243H199V242H197ZM8 244H9V242H8ZM19 244H20V242L18 243V245H19ZM199 244H200V243H199ZM231 244H232V243H231ZM235 244H236V243H235ZM237 244H238V243H237ZM180 245H181V244H180ZM180 245H178L179 247L177 246V248L180 249ZM197 245H198V244H197ZM206 245H207V244H206ZM232 245H233V244H232ZM259 245H260V243H259ZM11 246H12V245H11ZM182 246H183V245H182ZM184 246H185V245H184ZM184 246H183V247H184ZM8 247H9V245H8ZM13 247H14V246H13ZM15 247H17V245H15ZM22 247H23V246H22ZM22 247L20 246V248H22ZM147 247H149V246H147ZM185 247H186V246H185ZM199 247H200V245L198 246V248H199ZM207 247H208V246H207ZM209 247H210V246H209ZM213 247H216V243H215V246H213ZM217 247H218V246H217ZM220 247H221V246H220ZM226 247H228V246H226ZM226 247H225V248H226ZM231 247H232V246H231ZM233 247H234V246H233ZM262 247H263V246H262ZM10 248H11V247H10ZM17 248H19V246H18ZM27 248H29V249H27V250H30V249H31L29 246H28ZM169 248H170V247H169ZM228 248H230V247H228ZM8 249H9V248H8ZM53 249H54V248H53ZM73 249H74V248H73ZM213 249H214V248H213ZM237 249H238V247H237ZM258 249H260V248L258 247ZM12 250H13V251L15 250V251H18V252L20 251L19 249L16 250V249H14V248L11 249V251H12ZM25 250H26V249L24 248V252H25ZM27 250H26V251H27ZM54 250H55V249H54ZM177 250H178V249H177ZM180 250H181V249H180ZM183 250H184V249H183ZM183 250H182V251H183ZM220 250H221V249H220ZM220 250H219V251H220ZM225 250H226V249H225ZM230 250H231V249H230ZM232 250H233V249H232ZM33 251H34V250H33ZM56 251H57V250H56ZM70 251H71V250H70ZM178 251H179V250H178ZM187 251H188V250H187ZM212 251H213V250H212ZM227 251H228V250H227ZM2 252H4V251H2ZM27 252H28V254L30 253V251H27ZM180 252H181V251H180ZM191 252H193V251H191ZM215 252H217V251H215ZM223 252H224V251H223ZM223 252H222V253H223ZM233 252H234V251H233ZM8 253H9V252H8ZM13 253H14V252H13ZM15 253H16L15 255L18 254L17 252H15ZM194 253H195V252H194ZM222 253H221V254H222ZM225 253H226V252H225ZM4 254H5V252H4ZM6 254H7V253H6ZM20 254H21V253H20ZM56 254H57V253H56ZM81 254H82V253H81ZM190 254H191V253H190ZM199 254H200V252H199ZM210 254H211V253H210ZM217 254L220 255L219 253H217ZM230 254H232L231 251H230ZM233 254H235V255L237 256L236 253H233ZM2 255H3V254H2ZM18 255H19V254H18ZM18 255H17V257H19ZM30 255H31V253L29 254V256H30ZM35 255H36V252H35ZM35 255H33V256H35ZM54 255H55V254H54ZM98 255H99V254H98ZM214 255H216V253H215ZM222 255H224V254H222ZM13 256H14V255H13ZM21 256H22V254H21ZM26 256H27V253H26ZM68 256H69V255H68ZM183 256H184V255H183ZM189 256H191V255H189ZM216 256H217V255H216ZM216 256H215V257H216ZM51 257H52V256H51ZM53 257L56 258V255L53 256ZM85 257H86V256H85ZM95 257H96V255H95ZM95 257H91V258H94V259H95ZM197 257H198V256H197ZM222 257H223V256H222ZM225 257H226V256H225ZM230 257L232 258V255H231ZM15 258H16V256H15ZM19 258H20V257H19ZM55 258H54V259H55ZM67 258H68V257H67ZM185 258H186V257H185ZM191 258H192V256H191ZM213 258H214V257H213ZM216 258H217V257H216ZM218 258H219V256H218ZM226 258H228V257H226ZM226 258H225V259H226ZM234 258H235V256H234ZM96 259H97V257H96ZM187 259H188V257H187ZM189 259H190V258H189ZM189 259H188V260H189ZM196 259L198 260L199 257L196 258ZM200 259H201V258H200ZM220 259H221V258H220ZM238 259H239V258H238ZM259 259H260V258H259ZM37 260H38V259H37ZM89 260H90V259H89ZM92 260H93V259H92ZM183 260H184V259H183ZM185 260H186V259H185ZM192 260H193V259H191V261H192ZM214 260H215V259H214ZM216 260H217V259H216ZM257 260H258V259H257ZM29 261H30V260H29ZM75 261H76V260H75ZM84 261H85V260H84ZM93 261H94V260H93ZM195 261H196V260H195ZM199 261H200V260H199ZM217 261L220 262L219 260H217ZM217 261H216V263H218ZM234 261H235V259H234ZM236 261H237V260H236ZM240 261H241V264H242V263H243L242 260H240ZM240 261H239V263H240ZM2 262H3V261H2ZM182 262H183V261H182ZM185 262H186V261H185ZM202 262H203V261H202ZM213 262L215 263V261H213ZM231 262H232V259H231ZM192 263H193V262H192ZM197 263H198V261L196 262V264H197ZM200 263H201V262H200ZM233 263H234V262H233ZM237 263H238V262H237ZM237 263H236V264H237ZM184 264H185V263H184ZM187 264H188V263H187ZM218 264H219V263H218ZM222 264H223V263H222ZM243 264H244V263H243Z\"/></svg>","mask_w":264,"mask_h":264}]
</instances>
